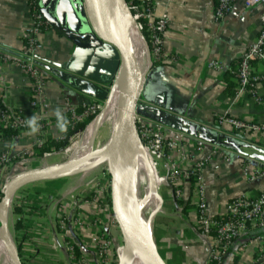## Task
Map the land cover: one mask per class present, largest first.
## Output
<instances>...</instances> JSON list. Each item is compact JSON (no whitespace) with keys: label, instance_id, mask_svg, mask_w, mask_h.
<instances>
[{"label":"crops","instance_id":"obj_1","mask_svg":"<svg viewBox=\"0 0 264 264\" xmlns=\"http://www.w3.org/2000/svg\"><path fill=\"white\" fill-rule=\"evenodd\" d=\"M243 2L236 0L230 13L218 20L215 0H153L155 17L165 14L168 19L162 45L165 59L150 60L135 107V114L144 123L163 125L168 130L183 149L187 166L195 170L197 164H203L198 176L204 185L207 216L214 219L225 215L226 206L233 198L257 197L264 192V177L251 180L243 174L241 163L242 157L250 158L255 163L249 173L262 171L264 132L241 136L221 122L225 117H233L264 123V82L254 94L244 93L235 99L237 84L233 72L241 54L255 42L264 16L263 6L246 10ZM30 22L26 0H0V105L18 110L26 123L33 117L36 122L45 121V135L59 139L63 131L56 119L72 107L100 101L90 91L81 92L66 85L60 73H66L65 68L75 54L77 60L70 69L77 77L80 71L101 73L105 59L77 50L52 27L42 31L38 66L44 79L42 97L47 107L45 110L40 104L34 107L31 80L16 63L24 55L23 34ZM211 62L220 69L210 67ZM252 69L255 74H262L264 63L253 61ZM36 142L37 134L31 129L20 131L13 140H0V193L22 170L58 154L35 158ZM3 154L7 161H1ZM43 181L19 187L20 196L14 206L21 213H13L12 227L7 217L9 234L12 229L13 238L10 237L16 250L18 247L21 262L87 264L80 254L78 258L74 255L77 245L83 257H90L92 264H100L93 258L97 255V236L92 225L96 211L77 207L83 214L75 216L78 225L75 233H63L58 228L54 206L45 199L31 200L30 192L38 191ZM181 187V198L175 201L166 182L161 209L152 222L153 240L165 264H205L212 237L201 235L196 227L195 182H181ZM72 235L80 237L82 243L74 244ZM249 236L250 239L246 235L235 240L221 264H259L260 255L264 254V229ZM84 250L88 253L83 254Z\"/></svg>","mask_w":264,"mask_h":264},{"label":"water","instance_id":"obj_2","mask_svg":"<svg viewBox=\"0 0 264 264\" xmlns=\"http://www.w3.org/2000/svg\"><path fill=\"white\" fill-rule=\"evenodd\" d=\"M39 4L43 19L61 37L77 50L105 59L101 73L95 75L80 71L77 77L70 69V65L77 60V55H73L65 68L66 73L59 75L64 83L77 91H90L93 97L103 101L106 98V86L113 82L118 69L121 105L111 137L104 148L70 161L57 169L18 174L5 184L1 189L0 200V239L12 263L22 264L7 225V212L14 192L34 181L68 175L80 164L108 154L111 211L124 244L134 246L147 264H165L153 240L151 220L145 222L139 218L132 219L127 211V190L136 176L135 152L138 147L140 148L135 107L142 91L145 74L126 37L118 33L113 22L111 12L114 4L126 8L125 3L123 0H49L47 3L39 0ZM80 76L86 79H81Z\"/></svg>","mask_w":264,"mask_h":264},{"label":"built area","instance_id":"obj_3","mask_svg":"<svg viewBox=\"0 0 264 264\" xmlns=\"http://www.w3.org/2000/svg\"><path fill=\"white\" fill-rule=\"evenodd\" d=\"M31 15L30 26L23 34L24 39V59L16 61L27 77L31 80V95L33 98V106L37 104L41 105L43 110L47 105L43 100V88L44 79L41 70L38 66V54L40 50L39 35L42 32V27L48 25L43 19L40 10L37 8L35 1L39 3V0H26ZM129 1V6L134 7L135 19L138 21V27L142 31L143 27L139 23L140 19L146 20V31L148 32L149 45L146 40L143 42L146 46L147 56L149 59V65L146 69L142 70L145 74L150 66L151 61H161L165 59L162 52L163 36L168 26V19L165 14L156 18L154 14L153 0H137L140 5L133 4V0ZM236 0H215V17L218 20H222L228 15ZM145 5V7L142 6ZM244 8L251 9L257 6L264 7V0H244ZM262 28L252 44H250L246 50L241 54L237 68L233 75L237 84V91L235 99L239 98L244 93L254 94L257 86L264 82V73L255 74L252 69L253 61H260L264 63V16L262 20ZM109 64L106 65L108 67ZM210 67L214 69H220V66L211 62ZM112 90H114L119 84L118 69L115 72V77L112 82ZM96 101L86 102L82 106L88 108L89 111L94 112L96 110ZM76 107H72L70 112L72 118L75 121H80L81 116L77 115ZM5 114L0 111V118ZM136 125L139 136L142 138L144 145L148 144L154 151L158 152L159 156L166 158L167 160V175L166 181L169 183L170 195L177 201L181 198L182 187L181 182L190 183L191 180H195L196 194L198 196L197 210H196V227L201 235H208L207 230L214 228L215 236L212 237V241L208 247V258L205 264H211L213 260L221 264L226 252L230 249L233 242L243 236L249 235V233L264 229V192L257 197L238 196L228 202L226 206L225 214L228 216L227 220L221 224H218L214 218L207 216L205 190L203 182L198 176V172L203 167V164L196 165L195 170L190 166H187V160L184 159L183 149L179 148L176 141H174L168 130L163 125H149L137 115H135ZM222 124L229 126V128L239 134L246 135L247 133L260 134L264 132V123L246 122L243 119L225 117L221 120ZM19 125H27L23 118H17ZM43 143L41 140H37L36 146H40ZM8 158L5 154L1 156V161H7ZM243 167V174L249 176L251 180L264 177V168L262 171L256 170L254 173L249 171L254 167L255 161L250 158H241ZM186 170H183L185 169ZM188 168V169H187ZM100 200V199H99ZM99 200H96L93 204H100ZM98 201V202H97ZM103 201V200H100ZM92 204V206H93ZM102 205V204H101ZM65 207L56 216L57 225L60 231L65 234L75 233L77 220L72 223L71 217L66 218L63 216L65 213ZM153 222V221H152ZM153 223H151L152 226ZM110 243L108 239L97 238L98 256L103 259L100 264H107V257L109 255ZM259 264H264V254L260 255Z\"/></svg>","mask_w":264,"mask_h":264},{"label":"rangeland","instance_id":"obj_4","mask_svg":"<svg viewBox=\"0 0 264 264\" xmlns=\"http://www.w3.org/2000/svg\"><path fill=\"white\" fill-rule=\"evenodd\" d=\"M123 1L126 6V8H123L124 19L125 21L130 20V22L127 21L126 23L129 22L131 24H134L136 29L138 30V33L141 35L142 40H144V35L138 27V21L134 18L136 10L134 9V7L131 8V6H129V1ZM125 13H127L126 16ZM112 85L113 84L110 83L108 84V86H106L105 100L100 102L96 101L95 105H97V115L94 120L98 118V116H100V114H102L104 110H106L107 103L109 102L111 93L113 92ZM85 129L86 128H84L83 130H79L73 136H71L68 140V145L63 150L59 151L57 155L48 157V159L40 162V164H37L32 168L22 170L20 174L57 169L70 162L71 156L75 153L73 147H75L80 141L81 135ZM112 131V119H109L104 122V124L96 133L97 135H95V139L92 144V152L104 148L111 137ZM139 142L140 148L137 154H135V164L137 165H135V170L136 172H138L140 178L136 182V199L138 202V206H140L138 211L141 213L143 221L148 222L151 220L152 223L153 219L155 220L156 215L159 213L161 205L163 203L162 196L167 182L166 175L168 166L166 158L159 156L158 152L154 151L151 147H148V144L144 145V142L140 136ZM101 159L102 158L100 157V160ZM88 165L89 166L87 167L83 166L82 169L78 170L76 174L67 176L65 175L59 178H53L43 181V183H41V186L37 188L38 191L30 192L32 194L31 200L35 199L40 201L45 199V201L48 202L47 204L54 206V216H57L58 213H61V210L65 207L66 210L65 213H63V216L69 219L72 217V223H74L73 221L76 220L75 216L77 213L79 214H77V218L78 216H81V214H83V212H80V209H78L77 207H81V210H83V207H85L86 209H90L89 211H91V209L93 208L96 211L94 213V223L92 224L95 227V234L97 238H103V240L108 239L110 243L109 255L106 259L107 264H119V254L125 244L123 242V238L120 234L118 226L113 218V214L109 204L110 175L108 173V165L105 164L104 161L99 160H95L94 163H90ZM149 168L151 170H149ZM9 182H7V184ZM19 192H21V189L14 192L11 198L12 202H10L7 212V217L11 227L14 220L13 207L17 204V199L20 196ZM99 199L103 201H100ZM96 200H99L100 204H93ZM153 200H155L156 204L154 208L155 210L151 206H145L146 203L152 205ZM86 209L84 210L86 211ZM76 210L79 211L77 212ZM83 227H85V225ZM81 228L82 227L79 228L80 236V232L81 230H83ZM76 235H72L74 244H78V242L82 243L79 239L80 237ZM10 236L13 238L12 229L10 232ZM75 246L77 248V245ZM78 251L81 258L85 262H87V264H92V260H90V257L86 256L85 258V256H82V251ZM85 252L87 251L84 250L83 254L88 253ZM96 252L97 255L94 254L96 257L94 256L93 258H95L96 261L101 262L103 259L101 258L100 261L97 247Z\"/></svg>","mask_w":264,"mask_h":264},{"label":"bare ground","instance_id":"obj_5","mask_svg":"<svg viewBox=\"0 0 264 264\" xmlns=\"http://www.w3.org/2000/svg\"><path fill=\"white\" fill-rule=\"evenodd\" d=\"M123 8L125 7L120 8L117 4H114L113 10L111 12L113 16V22L115 24L116 29L118 30V33L121 36L124 35L126 37V41L131 47L132 52L136 60L138 61L141 70H144L149 65L145 44L141 38V35L138 33V30L136 29L135 25L129 23L130 20L127 19L126 20L129 21L128 22L129 24L126 23L127 21H125L124 19ZM126 14L127 13H125V16ZM120 105H121V84H118V86L111 93V97L109 102L107 103L106 110H104V112L100 114L98 118H96L93 122H91V124H89L86 127V129L81 135L80 141L77 143L75 147H73L75 153L71 156V161L82 158L92 152V144L95 139V135H97L96 133L98 132L99 128L104 124L105 121L112 119V127H114L119 114ZM138 150L139 147L137 148L135 154H137ZM100 157L102 158L101 160ZM95 160L104 161V163L108 165L109 155L104 154L102 156L90 159L80 164L79 166L75 167L74 169H72V171L68 175L76 174L78 170L82 169L83 166L87 167L89 166L88 164L94 163ZM149 170L151 169L149 168ZM138 179L140 178L138 172H136V176L131 182V187L129 190H127L126 202H127V211L129 217L132 219L139 218L140 220H142L141 213L138 211L140 206H138V202L136 199V192H135L137 187L136 182L138 181ZM155 205H156L155 200H153L152 205L146 203L145 206H151L154 209ZM0 260H2L3 263L8 262L9 264H13L1 239H0ZM119 260H120L119 264H147L145 259L139 253V251L130 244L123 246L119 254Z\"/></svg>","mask_w":264,"mask_h":264},{"label":"trees","instance_id":"obj_6","mask_svg":"<svg viewBox=\"0 0 264 264\" xmlns=\"http://www.w3.org/2000/svg\"><path fill=\"white\" fill-rule=\"evenodd\" d=\"M133 3L136 6L140 5V2L137 0H133ZM35 4L37 8L40 10V4L37 1H35ZM142 6L145 7L144 4H142ZM139 23L143 27L142 34L144 35L147 45H149L148 32L146 31V20L140 19ZM49 27L51 26L50 25L43 26L42 31L48 29ZM23 59H24V55L20 56V61ZM0 111L5 114L3 118L2 117L0 118V140H13L19 135L20 131L30 129L28 124L19 125L17 123V118H23L18 110L6 108L0 105ZM75 112L77 115L81 116L80 121L73 120L72 114L70 111L64 114L61 118L56 119L59 122H63V120L67 121V130L63 131L62 137L59 139H54L50 136L45 135L46 134V122L45 121L36 122L38 126V131H36L37 140H41L43 141V143L40 146H36V145L34 146L35 154H33V156L35 158H40L44 154H47V153H54V152H59L63 150L68 145L69 138L73 136L77 131L83 130L84 128H86L87 125L91 123L97 115V110L92 112V111H89L87 107L82 106V105L76 107ZM191 182L193 183L195 182V180L192 179ZM1 196L2 195L0 193V199H1ZM109 204H110V201H109ZM177 205H179V202H177ZM13 213L19 214L21 212L17 206H14ZM227 218L228 216L225 214L223 216L215 218V220L218 224H221L225 222ZM18 226H19V223H16L15 228L18 229L19 228ZM207 234L210 235L211 237L215 236V229L211 228L207 230ZM247 238L250 239V236L248 235ZM17 250H18V247H17ZM73 252L76 258H78L79 251L76 247H74ZM211 264H218V263L217 261L213 260Z\"/></svg>","mask_w":264,"mask_h":264},{"label":"clouds","instance_id":"obj_7","mask_svg":"<svg viewBox=\"0 0 264 264\" xmlns=\"http://www.w3.org/2000/svg\"><path fill=\"white\" fill-rule=\"evenodd\" d=\"M57 115H58V117L60 116L59 111L57 112ZM27 124L30 127L32 133H35L36 131H38V126L36 124V118L35 117H33L29 121H27ZM59 127L62 131H66L67 130V121L63 120V122H61L59 124Z\"/></svg>","mask_w":264,"mask_h":264}]
</instances>
